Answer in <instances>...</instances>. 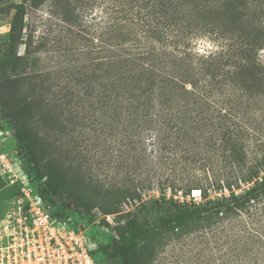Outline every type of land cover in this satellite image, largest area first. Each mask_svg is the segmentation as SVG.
Segmentation results:
<instances>
[{
	"label": "trees",
	"instance_id": "1",
	"mask_svg": "<svg viewBox=\"0 0 264 264\" xmlns=\"http://www.w3.org/2000/svg\"><path fill=\"white\" fill-rule=\"evenodd\" d=\"M46 1L49 18L59 23L66 41L60 51L86 59L83 66L69 64L64 82L90 84L106 105L107 118L117 121L126 149L122 171L137 177L148 169L149 186L172 192L146 202L137 193L143 183L125 185L116 196L99 185L102 202H88V187L81 188V179L70 174L43 136L41 116L32 110L39 102L36 88L20 89L27 74L0 80L1 110L25 171L53 216L67 220L71 206L86 215L95 207L112 215L127 198L142 201L116 222L115 238L100 248L99 264H144L166 235L215 226L224 237L231 232L230 264H264L263 142L256 139L259 145L249 152L245 120L238 122L243 106L264 104L251 93L254 86L264 94V0H25L35 10ZM9 8L15 10L10 44H22L25 60L33 64L43 43L35 44L28 33L24 8ZM198 40L212 47L199 54ZM67 86L58 93L62 106L69 104ZM39 92L42 98L44 90ZM59 108L51 113L62 129ZM113 130L110 125L111 135ZM242 184L249 187L237 194ZM15 191L8 189L5 199ZM192 191H199L200 203L176 198ZM210 192L220 195L210 200ZM63 198L68 202L61 203Z\"/></svg>",
	"mask_w": 264,
	"mask_h": 264
},
{
	"label": "rangeland",
	"instance_id": "2",
	"mask_svg": "<svg viewBox=\"0 0 264 264\" xmlns=\"http://www.w3.org/2000/svg\"><path fill=\"white\" fill-rule=\"evenodd\" d=\"M14 5L24 8V24L28 25V33L33 34L35 44L40 41L43 43V49L34 55L37 61L33 64L25 60L22 44L11 45L9 41L11 21L15 13V10H10L9 7ZM49 5L50 2L46 1L35 10L25 0H0V80L6 82L16 75L27 74L26 79H28L21 82L20 89L25 93L32 90L33 87L36 88L39 93V102L35 103L32 110L41 116L42 127L40 129L43 136L51 141V152L58 157L60 162H65L64 167L69 169L70 174H77V177L81 179V188L88 187L84 188L88 191V202L100 203V200L102 202V196L96 194L99 185L106 187L107 192L112 193L111 196H116L122 193L125 185L130 186V184L138 182L144 184L143 186L139 184L140 190L137 191L143 201L148 202L159 198L161 194H164L166 198L171 197L172 192L169 189L166 188L162 193L155 185L149 186L151 172L148 169L143 170L137 177H133L132 174L129 177L122 171L121 161L126 149L122 147L123 141L121 134L118 133L120 131L117 128V121H110L107 118L106 105L103 107L101 100L98 99L97 91L94 93L90 84L77 86L74 82H68V84L64 82L68 77L69 64H71L70 66L73 64H82L83 66L86 59L82 56L77 57L74 53L66 54L60 51L67 48H65L66 41L63 39L61 41L63 36L60 35L57 27L59 23L54 18H49ZM209 47L211 48L212 44L205 40L196 41L195 48L199 54H204L206 50H209ZM260 61L264 65V50L260 54ZM77 71L74 68V72ZM74 77L80 79L77 75ZM66 85L72 90H69L70 96L67 97L69 104L62 106L58 100L60 98L58 93ZM251 88L255 89L251 93L256 97V100L264 102V94L257 93L254 86ZM41 90H44L42 98L39 92ZM65 93L69 94L68 90L62 92V94ZM59 107H61L65 119L62 121L65 126H62V129H58L54 125L52 119L54 114L51 113L52 111L59 112ZM240 112L242 114H239L238 122L241 123V117L245 120L244 124L247 128L245 131L250 145L249 152L254 148V145H259V141L254 143L259 138L263 142V146L259 150L264 149V104L250 102L248 108L243 106ZM44 114L45 116H42ZM110 125L114 128L113 135L109 131ZM0 152L9 156H13L14 153L19 154L13 137V129L1 107ZM248 157H252V155L249 154ZM19 164L25 171L22 159ZM132 179L136 180L133 182ZM7 180L8 177L2 176L0 172V209L2 203L5 202V197L9 195L8 187L5 186ZM248 187L249 185L242 184L241 190H236V193L240 194ZM219 195L217 192H210L209 199L215 200ZM176 198L180 202H201L199 191H192L189 196L185 197L181 193H177ZM60 202L66 203L68 200L63 198L60 199ZM141 202L137 199H125L117 207L116 213L109 215L113 221L112 226L103 219V216L106 215L100 207H95L90 215H86L82 209L77 210L71 206L72 211L68 218L76 225L83 227L86 232L84 239L87 246L94 249L92 254L101 263L100 248L107 241L115 238L112 228L117 221H123L125 213L137 209ZM259 206L264 208V199ZM219 231L220 229L218 230L215 226L213 229L205 230L190 229L183 236L166 235L159 241L160 244L157 245L153 260L144 264H230L233 251L231 232L227 237H224V234H220Z\"/></svg>",
	"mask_w": 264,
	"mask_h": 264
},
{
	"label": "built area",
	"instance_id": "3",
	"mask_svg": "<svg viewBox=\"0 0 264 264\" xmlns=\"http://www.w3.org/2000/svg\"><path fill=\"white\" fill-rule=\"evenodd\" d=\"M20 159L19 154L0 152V172L8 177L5 186L16 190L0 209V264H99L83 227L53 216ZM53 202L59 203L58 197ZM103 219L113 225L111 216Z\"/></svg>",
	"mask_w": 264,
	"mask_h": 264
}]
</instances>
